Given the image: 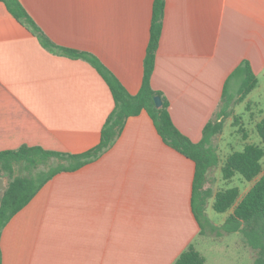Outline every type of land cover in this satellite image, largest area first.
<instances>
[{
	"label": "crops",
	"instance_id": "1",
	"mask_svg": "<svg viewBox=\"0 0 264 264\" xmlns=\"http://www.w3.org/2000/svg\"><path fill=\"white\" fill-rule=\"evenodd\" d=\"M19 2L52 42L94 54L138 92L154 0ZM244 60L264 89V0H165L151 86L181 134L198 142L223 98L235 104L225 86ZM113 107L89 62L45 48L0 1V151L84 152ZM194 172L145 111L130 116L99 158L56 173L7 221L0 264H173L200 237Z\"/></svg>",
	"mask_w": 264,
	"mask_h": 264
},
{
	"label": "trees",
	"instance_id": "2",
	"mask_svg": "<svg viewBox=\"0 0 264 264\" xmlns=\"http://www.w3.org/2000/svg\"><path fill=\"white\" fill-rule=\"evenodd\" d=\"M0 1L4 3L13 17L37 36L45 48L52 51L58 50L71 58H82L89 62L107 83L114 100V107L101 128L99 142L84 152L72 154L26 145L13 150L0 151V176L8 177L6 188L0 195V231L7 221L25 206L51 177L61 171L76 170L99 158L119 137L127 118L145 111L152 119L155 129L164 143L190 158L195 164L191 208L200 227L199 234H205L206 230L208 233L217 235L238 232L242 242L256 252L253 264H264V172L240 199L237 187L218 190L214 195L210 188L204 187L208 170L218 163V157L211 141L222 129L223 123L218 119V116L225 110L216 111L215 118H211L203 127L201 139L198 142H193L173 125L168 112L167 100L151 86L155 53L162 31L165 0H154L153 2L149 41L143 61V77L136 94H130L94 54L65 48L52 42L27 13L19 0ZM228 80L225 91H228L231 82L234 83L238 102L242 101L257 84L256 75L246 60L235 68ZM156 95L161 98L160 107L155 105L154 96ZM231 98V94L227 95V98H223L221 107L227 106L231 102ZM255 127L258 136L264 141V116L256 123ZM263 156L264 150L261 146L246 143L242 150L234 151L225 158L221 166L222 177L229 179L234 175H239L247 181L256 178L261 172ZM43 166L49 167L47 170H43ZM16 171L22 173L15 174ZM212 196L211 207L216 212H226L233 206L232 211L221 225L214 224L206 214L207 200ZM205 263V257L193 244H189L173 264Z\"/></svg>",
	"mask_w": 264,
	"mask_h": 264
},
{
	"label": "rangeland",
	"instance_id": "3",
	"mask_svg": "<svg viewBox=\"0 0 264 264\" xmlns=\"http://www.w3.org/2000/svg\"><path fill=\"white\" fill-rule=\"evenodd\" d=\"M230 84L232 85V82ZM220 109L225 110L218 116V119L223 123L222 129L211 141L218 157V163L208 170L204 187L210 188L212 195L221 189L237 187L240 199L264 172V156L261 159L260 174L250 181L244 180L239 175L224 179L221 174V166L229 154L242 150L246 143L257 144L264 150V141L258 136L255 127L256 123L264 116V89H261V86L256 87L244 101L238 102L236 99L235 104L232 105L229 102L227 106L219 107V111H217L220 112ZM48 167L43 166L42 169L47 170ZM17 173L22 172L16 171L15 174ZM4 177L7 182L8 177ZM212 202L213 196L207 200L206 214L212 222L222 224L226 214L232 211L233 206L226 213H220L212 209ZM196 242H198L196 249L205 257L207 264H253L256 257V252L242 242L238 232L217 235L208 233L206 230L205 234L200 235Z\"/></svg>",
	"mask_w": 264,
	"mask_h": 264
},
{
	"label": "water",
	"instance_id": "4",
	"mask_svg": "<svg viewBox=\"0 0 264 264\" xmlns=\"http://www.w3.org/2000/svg\"><path fill=\"white\" fill-rule=\"evenodd\" d=\"M154 102L156 107H160L161 106V98L159 95L154 96ZM6 186L4 184V180L2 177H0V195L2 194V192L5 190Z\"/></svg>",
	"mask_w": 264,
	"mask_h": 264
}]
</instances>
